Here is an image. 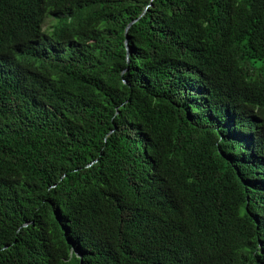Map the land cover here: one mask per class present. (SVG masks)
Here are the masks:
<instances>
[{
    "label": "trees",
    "instance_id": "trees-1",
    "mask_svg": "<svg viewBox=\"0 0 264 264\" xmlns=\"http://www.w3.org/2000/svg\"><path fill=\"white\" fill-rule=\"evenodd\" d=\"M0 264H264V0H0Z\"/></svg>",
    "mask_w": 264,
    "mask_h": 264
},
{
    "label": "water",
    "instance_id": "water-1",
    "mask_svg": "<svg viewBox=\"0 0 264 264\" xmlns=\"http://www.w3.org/2000/svg\"><path fill=\"white\" fill-rule=\"evenodd\" d=\"M144 13V11L135 19L131 20L125 27V30H124V34H125V41H124V44H125V48H126V51H127V61H128V56H129V46H128V43H127V30L129 28V26L134 23L142 14ZM125 82V81H124Z\"/></svg>",
    "mask_w": 264,
    "mask_h": 264
},
{
    "label": "rangeland",
    "instance_id": "rangeland-1",
    "mask_svg": "<svg viewBox=\"0 0 264 264\" xmlns=\"http://www.w3.org/2000/svg\"><path fill=\"white\" fill-rule=\"evenodd\" d=\"M49 21H50V19L49 18H46L45 23H44V27H48Z\"/></svg>",
    "mask_w": 264,
    "mask_h": 264
}]
</instances>
